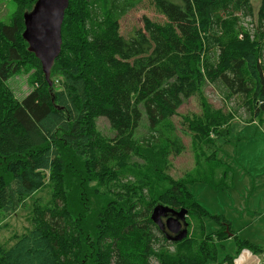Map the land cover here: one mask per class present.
Returning <instances> with one entry per match:
<instances>
[{"label":"trees","instance_id":"trees-1","mask_svg":"<svg viewBox=\"0 0 264 264\" xmlns=\"http://www.w3.org/2000/svg\"><path fill=\"white\" fill-rule=\"evenodd\" d=\"M11 1L10 22L0 20V217L49 174L54 183L51 203L35 210L38 226L2 248L0 264H221L219 242L228 238L237 253L264 255L189 189L220 176L218 168L201 171L199 142L216 150L242 125L209 102L205 84L246 97L249 108L252 101L255 118L264 111V0L256 12L262 43L243 24L255 16L251 0H153L169 21L145 15L128 37L120 20L144 0H69L52 84L23 37L24 14L37 0ZM20 71H32L23 99L6 84ZM196 94L202 110L183 121L196 140L195 165L174 177L170 157L185 144L172 117ZM100 117L114 135L98 129ZM157 204L187 209V237L175 241L159 228ZM207 216L219 224L215 232L206 231ZM224 260L236 264L232 255Z\"/></svg>","mask_w":264,"mask_h":264},{"label":"rangeland","instance_id":"rangeland-1","mask_svg":"<svg viewBox=\"0 0 264 264\" xmlns=\"http://www.w3.org/2000/svg\"><path fill=\"white\" fill-rule=\"evenodd\" d=\"M251 1L255 16L246 18L243 24L246 28H252L256 33L255 36L252 34V41L262 43L263 37L257 29L256 19V12L261 0ZM141 5V7L125 14L120 20L121 33L126 37L133 34L135 29L143 26L145 15L154 21L165 23L169 21L166 15L155 7L153 0H144ZM14 8L15 4L11 0H0V20L10 22ZM31 72H17L6 81L18 99H23L33 88V84L30 82L31 74L29 73ZM203 93L215 108L231 113L235 123L240 122L242 125L240 131L235 132L233 137L224 144L219 145V141H216L218 144L216 150H214L215 146L207 145L202 140L199 142L201 171L218 168L220 176L208 175V180L190 184L189 189L195 199L212 216L224 215L230 220L232 230L241 239H247L264 246V189H258V182L254 180L257 181L259 177L261 179L264 177V111L255 118L253 113L258 110L254 108L255 104L250 100L251 108H249L246 97L229 94L221 84L206 83ZM201 101L199 94L191 96L185 100L177 114L172 117L176 124V131L185 144V150L181 154L170 157L171 174L174 177H181L185 172L192 170L195 165L196 146L194 147V145L196 140L192 136V132L184 128L183 121L185 116L191 118L195 113L201 112ZM146 122L147 117L143 113L141 125ZM97 127L108 136L115 133L105 117L98 119ZM217 129L211 130L209 135H216ZM146 130L147 127H141L138 136L146 134ZM263 180H261L263 184L259 185L260 187H264ZM53 183L49 174L45 184L34 194L27 196L14 213L0 217V250L8 249L34 225L38 226L35 210L39 209L40 211L51 203ZM204 221L208 233L215 232L219 228V224L213 217L207 216ZM228 254L236 256L239 264H264V255H256L249 251L246 252V250L237 253L233 238L219 242L217 261L221 264H228L224 260ZM216 263V261L209 260L204 264Z\"/></svg>","mask_w":264,"mask_h":264},{"label":"water","instance_id":"water-1","mask_svg":"<svg viewBox=\"0 0 264 264\" xmlns=\"http://www.w3.org/2000/svg\"><path fill=\"white\" fill-rule=\"evenodd\" d=\"M69 0H37L33 9L24 14V39L30 51L40 59L49 83L50 73L62 47V24ZM172 213L171 215H168ZM166 217L165 221L163 219ZM152 220L168 237L181 241L188 236L187 209L174 210L157 204L151 214ZM173 235H171V234Z\"/></svg>","mask_w":264,"mask_h":264},{"label":"crops","instance_id":"crops-1","mask_svg":"<svg viewBox=\"0 0 264 264\" xmlns=\"http://www.w3.org/2000/svg\"><path fill=\"white\" fill-rule=\"evenodd\" d=\"M263 179H264V177H263ZM263 179H261L260 177L257 179V181H256V179H254L255 180V182H258L257 184H258V189H264V187H260L259 185H261V184H263V182H261V180H263ZM264 181V180H263ZM244 250H246V252H248L249 250L248 249H244ZM243 251V250H242ZM249 252H251V251H249ZM252 253V252H251ZM233 256V255H232ZM234 257V260H235V263L236 264H239V260H238V258L236 259V256H233ZM217 264V263H216Z\"/></svg>","mask_w":264,"mask_h":264},{"label":"bare ground","instance_id":"bare-ground-1","mask_svg":"<svg viewBox=\"0 0 264 264\" xmlns=\"http://www.w3.org/2000/svg\"><path fill=\"white\" fill-rule=\"evenodd\" d=\"M163 221H165V220L163 219Z\"/></svg>","mask_w":264,"mask_h":264}]
</instances>
